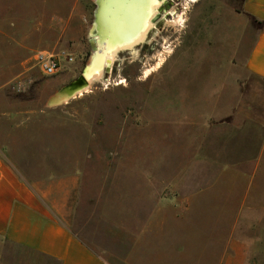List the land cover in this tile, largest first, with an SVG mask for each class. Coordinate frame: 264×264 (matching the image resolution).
Returning a JSON list of instances; mask_svg holds the SVG:
<instances>
[{"label":"rangeland","instance_id":"obj_1","mask_svg":"<svg viewBox=\"0 0 264 264\" xmlns=\"http://www.w3.org/2000/svg\"><path fill=\"white\" fill-rule=\"evenodd\" d=\"M240 2L173 0L170 15L161 11L164 19L132 51L119 52L103 80L47 106L90 61L96 4L0 0V151L94 248L106 242L119 254L139 251L147 239L193 264L188 257L206 248V234L214 235L215 257L233 235L247 241L248 264H264V82L245 68L262 25L241 12ZM179 14L180 25L168 22ZM163 46L171 52L144 77ZM36 50L66 51L74 60L45 76L33 61ZM167 94L172 101L161 98ZM223 141L230 149L220 156ZM240 141L249 149H235ZM201 191L212 194L202 195L210 198L206 210L197 203L182 215L159 208L160 193ZM229 194L250 207L229 212L238 209L222 204ZM179 217L181 241L178 232L167 236ZM0 264L56 263L0 239Z\"/></svg>","mask_w":264,"mask_h":264},{"label":"crops","instance_id":"obj_2","mask_svg":"<svg viewBox=\"0 0 264 264\" xmlns=\"http://www.w3.org/2000/svg\"><path fill=\"white\" fill-rule=\"evenodd\" d=\"M240 9L245 16L262 25L247 52L245 68L250 75L264 82V0H241ZM168 96V94L164 97L161 95V98L172 101L168 100L170 98ZM187 98L188 101H200L198 96ZM202 98L206 100L208 96H202ZM179 100L186 101V99L174 97V101ZM193 107L197 110L198 105ZM255 125L262 128L261 122ZM247 128L250 130L249 127ZM249 146V142L240 141L234 148L240 152L243 149H249ZM261 146L263 147V143ZM216 149L221 156L225 155L226 150L230 148L227 147V142L223 141ZM254 166L257 164L255 163ZM254 172H256L255 169ZM160 181L165 182V178ZM206 194L212 195L209 191H201L198 194L188 192L186 195L160 193L159 197L165 201V204L159 208H168L166 210L169 213L182 215L194 212L192 207L197 203L202 208L200 210H206V204L211 203L210 198L207 202V199L202 196ZM198 196L200 197L197 199ZM232 198L233 196L229 194L222 201V204L229 208L232 205L237 206V210H229V212L239 213L250 207L246 205L245 199L239 201ZM55 210V205L51 204L46 193H41L35 185L22 178L0 151V239L4 243L30 251L56 264H115V262L116 264L117 262L118 264H182L184 260V255L172 252L171 247L166 249L169 251L166 254L159 252L157 241H154L155 245H152L151 241L148 244L147 239V242L143 241L144 248L141 247L139 251L132 249L119 254L113 245L106 242L98 244L96 249L65 226L56 217ZM177 226H174V229L171 228V233H167V236H172V231L178 232L177 236L181 241L183 238L181 217L178 218ZM184 236H186L185 233ZM196 236L197 234L191 239L192 244ZM185 239L184 241H190L186 237ZM203 244L206 248L201 254L193 253L188 257L193 264H248V243L243 237L233 235L226 237L220 243L222 249L216 257L213 251L214 235L206 234ZM109 256L112 258L110 259Z\"/></svg>","mask_w":264,"mask_h":264},{"label":"bare ground","instance_id":"obj_3","mask_svg":"<svg viewBox=\"0 0 264 264\" xmlns=\"http://www.w3.org/2000/svg\"><path fill=\"white\" fill-rule=\"evenodd\" d=\"M94 1L99 3L97 10L98 26L96 23L89 26V35L94 39V49L90 61L83 71L87 86L78 93L79 96L88 91L95 82L103 80L106 70L110 69L116 61L119 52L132 51L136 45L147 39L149 31L156 25L157 20L162 17L161 5L166 3V0ZM189 1L194 3L197 0ZM164 10L165 14L171 11L166 12V9ZM165 14H163V17ZM168 22L180 25L183 22V17L179 14ZM170 52L169 46H163L157 62L146 68L143 76L148 77L153 71L159 69L165 58L164 53ZM64 100L66 99L64 98Z\"/></svg>","mask_w":264,"mask_h":264},{"label":"built area","instance_id":"obj_4","mask_svg":"<svg viewBox=\"0 0 264 264\" xmlns=\"http://www.w3.org/2000/svg\"><path fill=\"white\" fill-rule=\"evenodd\" d=\"M35 65L45 76L58 73L65 65L73 62V56L66 51L36 50L32 56Z\"/></svg>","mask_w":264,"mask_h":264},{"label":"water","instance_id":"obj_5","mask_svg":"<svg viewBox=\"0 0 264 264\" xmlns=\"http://www.w3.org/2000/svg\"><path fill=\"white\" fill-rule=\"evenodd\" d=\"M95 2V1H94ZM96 4V8L93 14V22L91 25H93L94 23H98L97 19H98V8H99V3L95 2ZM98 26V24H97ZM89 40L90 43L92 45V51L94 49L93 46V37L89 35ZM107 71V70H106ZM83 72L76 77L74 80H72L69 84L63 86L62 88H60L57 92H55L53 95H51L47 102L46 105L47 106H57V105H61L66 103L67 101H69L70 99L78 96V93L87 86V80L84 78L83 76ZM64 98L66 100H64Z\"/></svg>","mask_w":264,"mask_h":264},{"label":"flooded vegetation","instance_id":"obj_6","mask_svg":"<svg viewBox=\"0 0 264 264\" xmlns=\"http://www.w3.org/2000/svg\"><path fill=\"white\" fill-rule=\"evenodd\" d=\"M172 1H173V0H170V1H169V0H166V3H164V4L161 5V7H162V8H161V9H162L161 11H163L164 9H166V12H167V11L172 7V6H171ZM163 7H164V8H163ZM165 15H166V16H169L170 13L165 14ZM163 19H164V18H163ZM163 19H162V17H160V18L157 20L156 24L159 23L160 21H162ZM154 27H155V26H154ZM154 27H153L152 29H154ZM152 29L149 31L148 35H149L150 32L152 31ZM147 37H148V36H147Z\"/></svg>","mask_w":264,"mask_h":264}]
</instances>
